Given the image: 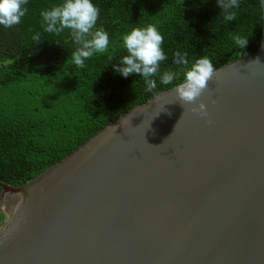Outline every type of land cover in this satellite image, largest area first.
<instances>
[{
	"label": "water",
	"instance_id": "95a60500",
	"mask_svg": "<svg viewBox=\"0 0 264 264\" xmlns=\"http://www.w3.org/2000/svg\"><path fill=\"white\" fill-rule=\"evenodd\" d=\"M259 7V47L215 69L207 117L173 87L28 183H0V264H264Z\"/></svg>",
	"mask_w": 264,
	"mask_h": 264
},
{
	"label": "trees",
	"instance_id": "16d2710c",
	"mask_svg": "<svg viewBox=\"0 0 264 264\" xmlns=\"http://www.w3.org/2000/svg\"><path fill=\"white\" fill-rule=\"evenodd\" d=\"M62 2L27 0L20 24L0 25V183H28L118 117L181 83L176 51L187 52L190 62L207 56L217 69L254 54L261 40L259 0H238L236 19L227 23L218 0H92L100 10L93 31L108 33L109 48L79 68L71 62L78 47L71 30L46 32L40 15ZM148 24L164 37L167 56L151 92L141 76L113 70L127 54L122 36ZM234 35L247 46H237ZM166 70L177 72L169 85L160 82Z\"/></svg>",
	"mask_w": 264,
	"mask_h": 264
},
{
	"label": "clouds",
	"instance_id": "9594fccd",
	"mask_svg": "<svg viewBox=\"0 0 264 264\" xmlns=\"http://www.w3.org/2000/svg\"><path fill=\"white\" fill-rule=\"evenodd\" d=\"M26 4L27 0H0V25L11 28L20 24L21 18L27 12L23 7ZM218 7L222 9L221 13H224L225 23L236 19V12L231 10L239 8L238 0H218ZM99 13V8L92 3V0H63L61 4L48 6L40 15L46 32L59 34L65 29L71 30L73 40L78 45L71 55V62L83 68L85 61L94 53L108 52V33L102 27L93 31ZM38 39V35L33 36V40ZM232 39L239 47L247 46L248 39L239 35H234ZM122 41L127 54L121 58L119 65L113 67V70L121 73L125 78L134 74L141 76L147 85V90L151 92L157 87L153 77L160 74V62L167 59L162 49L164 37L156 25L148 24L144 27H133L130 32L122 36ZM173 63L183 74V81L174 89L180 104L194 105L188 109L189 112L202 118L207 117L206 104L203 101L197 104V101L207 91L209 81L216 74L211 59L203 56L190 62L187 52L176 51ZM252 63L260 62L257 59ZM175 79H177L176 71L166 70L160 76V82L164 85L172 84ZM211 102L215 103L214 100ZM113 129L115 131V128Z\"/></svg>",
	"mask_w": 264,
	"mask_h": 264
},
{
	"label": "built area",
	"instance_id": "2783aa9c",
	"mask_svg": "<svg viewBox=\"0 0 264 264\" xmlns=\"http://www.w3.org/2000/svg\"><path fill=\"white\" fill-rule=\"evenodd\" d=\"M3 205L0 206V210L2 209Z\"/></svg>",
	"mask_w": 264,
	"mask_h": 264
}]
</instances>
